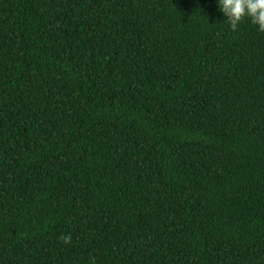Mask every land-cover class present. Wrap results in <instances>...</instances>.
Listing matches in <instances>:
<instances>
[{
	"label": "trees",
	"instance_id": "trees-1",
	"mask_svg": "<svg viewBox=\"0 0 264 264\" xmlns=\"http://www.w3.org/2000/svg\"><path fill=\"white\" fill-rule=\"evenodd\" d=\"M224 20L0 0V264H264V32Z\"/></svg>",
	"mask_w": 264,
	"mask_h": 264
},
{
	"label": "clouds",
	"instance_id": "clouds-1",
	"mask_svg": "<svg viewBox=\"0 0 264 264\" xmlns=\"http://www.w3.org/2000/svg\"><path fill=\"white\" fill-rule=\"evenodd\" d=\"M216 7L232 31L248 19L258 31L264 32V0H216ZM70 239L65 237L64 242L68 243Z\"/></svg>",
	"mask_w": 264,
	"mask_h": 264
}]
</instances>
